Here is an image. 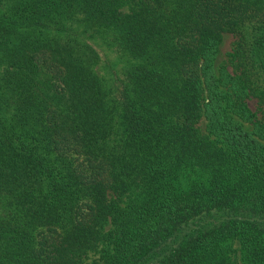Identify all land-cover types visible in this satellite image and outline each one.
Instances as JSON below:
<instances>
[{
    "label": "trees",
    "instance_id": "trees-1",
    "mask_svg": "<svg viewBox=\"0 0 264 264\" xmlns=\"http://www.w3.org/2000/svg\"><path fill=\"white\" fill-rule=\"evenodd\" d=\"M0 264H264V0H0Z\"/></svg>",
    "mask_w": 264,
    "mask_h": 264
},
{
    "label": "rangeland",
    "instance_id": "rangeland-1",
    "mask_svg": "<svg viewBox=\"0 0 264 264\" xmlns=\"http://www.w3.org/2000/svg\"><path fill=\"white\" fill-rule=\"evenodd\" d=\"M235 39L230 35L224 36L222 43L220 45V54L216 60V68L220 67L222 64L226 63L227 57L226 54L231 52L234 47ZM99 49V48H97ZM101 55V62L97 68L99 75H105L113 63H115V55L113 53H108L105 49H99ZM116 70V69H115ZM249 106L252 110L255 111V104L253 101L249 102Z\"/></svg>",
    "mask_w": 264,
    "mask_h": 264
}]
</instances>
